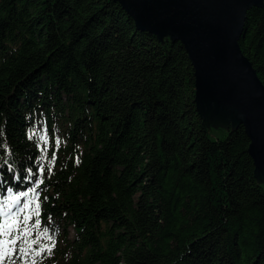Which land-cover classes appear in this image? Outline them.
Here are the masks:
<instances>
[{
  "label": "trees",
  "instance_id": "obj_1",
  "mask_svg": "<svg viewBox=\"0 0 264 264\" xmlns=\"http://www.w3.org/2000/svg\"><path fill=\"white\" fill-rule=\"evenodd\" d=\"M239 45L264 84V8ZM195 84L115 0H0V223L51 248L14 264H264L250 141L203 125Z\"/></svg>",
  "mask_w": 264,
  "mask_h": 264
},
{
  "label": "water",
  "instance_id": "obj_2",
  "mask_svg": "<svg viewBox=\"0 0 264 264\" xmlns=\"http://www.w3.org/2000/svg\"><path fill=\"white\" fill-rule=\"evenodd\" d=\"M140 31L180 42L193 65L197 111L209 128L245 129L264 184V84L241 51L247 14L264 0H115Z\"/></svg>",
  "mask_w": 264,
  "mask_h": 264
},
{
  "label": "snow or ice",
  "instance_id": "obj_3",
  "mask_svg": "<svg viewBox=\"0 0 264 264\" xmlns=\"http://www.w3.org/2000/svg\"><path fill=\"white\" fill-rule=\"evenodd\" d=\"M57 144H59V141H57ZM19 199L20 197L18 196L11 198L13 202H18ZM27 207L28 205H25V208ZM21 211H23V209H21ZM36 211L38 214V204L36 206ZM5 216V220L0 223V264H5L6 260L14 264V262L12 261V257L17 253V251H19L24 256H27L31 252H35L36 255H41L42 251H47L49 253L51 252V248H46L37 251L35 248H32L30 245H28V229L23 225L27 224V221L28 219H30V217L25 218L22 225V222L20 221L18 216L14 215L10 218L7 217V214H5ZM49 240L51 241V237H49ZM20 242L28 246L17 248V244ZM33 264H35V260L33 261Z\"/></svg>",
  "mask_w": 264,
  "mask_h": 264
},
{
  "label": "rangeland",
  "instance_id": "obj_4",
  "mask_svg": "<svg viewBox=\"0 0 264 264\" xmlns=\"http://www.w3.org/2000/svg\"><path fill=\"white\" fill-rule=\"evenodd\" d=\"M71 234L73 235V233L71 232Z\"/></svg>",
  "mask_w": 264,
  "mask_h": 264
}]
</instances>
